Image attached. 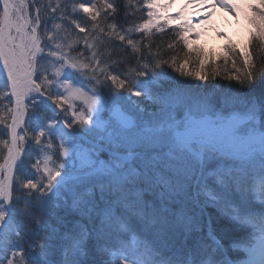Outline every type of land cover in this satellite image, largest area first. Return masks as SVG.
I'll list each match as a JSON object with an SVG mask.
<instances>
[{
  "label": "snow or ice",
  "instance_id": "6c2138e0",
  "mask_svg": "<svg viewBox=\"0 0 264 264\" xmlns=\"http://www.w3.org/2000/svg\"><path fill=\"white\" fill-rule=\"evenodd\" d=\"M140 2L138 8L133 0H0V264H52L58 240L60 264H264V88L256 95L257 83L264 86V56L259 76L257 65L246 56L249 70L243 78L236 77L239 87L228 85V91L177 83L161 93L167 61L152 52L151 33L153 27L163 30L157 9L168 5ZM137 11L146 14L141 23L131 19ZM257 12L258 31L253 35L264 42V11ZM178 38L187 46L186 37ZM245 89L243 97L237 95ZM134 97L161 105L162 121L133 131L138 125L122 106L143 112ZM77 100L83 101L82 107ZM169 107L173 111H167ZM177 107L183 109L179 118ZM105 113L118 115L119 132L108 131L111 115L105 120ZM98 130L107 132L103 144L97 142ZM26 138L44 154L42 172L41 160L31 165L39 177L26 167ZM83 143H91V148ZM164 147L169 158L177 152L189 154L201 176L215 163L205 183L196 177V184L208 204L251 230L247 242L232 246L241 249L243 259L228 256L211 221L210 244L195 238L189 245L188 237L199 230L190 219L181 248L167 257L142 237L157 223V215L155 206L140 196L138 185L149 182L162 160L157 150ZM50 152L57 159L68 157L72 167L79 160V168L88 171L73 175L64 164L49 167L54 162ZM100 152H107V161L93 159ZM221 158L233 163L225 167L218 163ZM87 178L99 181L104 203L97 213L100 227L94 237L84 227L61 235L52 219L53 207H60L54 198H61L62 192L72 196L73 210L89 218L99 207L84 199L90 188L83 193L76 185L69 188L70 181ZM208 178L216 188L207 186ZM92 240L104 259H89Z\"/></svg>",
  "mask_w": 264,
  "mask_h": 264
},
{
  "label": "trees",
  "instance_id": "16d2710c",
  "mask_svg": "<svg viewBox=\"0 0 264 264\" xmlns=\"http://www.w3.org/2000/svg\"><path fill=\"white\" fill-rule=\"evenodd\" d=\"M81 2V0H78ZM118 3H123V0H117ZM133 2L137 5V7H141L140 0H133ZM83 15V14H81ZM123 13L121 12V17ZM141 17L146 18V14L143 11H137L134 17H131L136 23H141ZM173 26L165 27L164 30L159 31L157 29L152 30L151 33V41L153 43L152 52H159V58L167 61L166 64L162 65V70H165V76L160 82V87L165 83V92L171 91L173 88L177 86V83H180L184 86H191L193 89L197 85H211L212 75L208 72V74L204 75L207 77L204 82H198L194 79H186L180 76V71H177L178 64L177 58L178 55L182 52V48L180 46L181 40H178L176 35L172 33ZM134 39H139L138 36L133 37ZM144 43H148L147 40ZM171 44L172 47L169 48L168 45ZM264 56V49L262 47L253 48V59L251 63H255L257 65V75L259 76V67H260V57ZM175 59V64H173V60ZM239 67L236 66H226L220 65V72L222 74H232L233 72L237 74L236 71ZM242 70V69H241ZM249 70H242L245 72ZM241 71V72H242ZM237 77H241V75H237ZM243 78V77H241ZM222 80V79H220ZM186 82V83H185ZM239 83L238 81H236ZM262 88L264 86L257 83L256 95H259ZM218 90H222L221 86H218ZM161 93H164L163 89L159 88ZM231 92L236 94V91L231 89ZM247 89L244 92H240L237 95L243 97ZM142 100L143 98L140 97ZM142 106L149 111L147 104L148 101L143 99ZM219 107V97H216L214 101ZM150 104L155 105L152 111H156L159 104H154L149 101ZM237 109L241 108V105L237 103L235 105ZM181 108L178 109V116L180 115ZM151 111V112H152ZM156 113V112H153ZM154 114H152L153 117ZM159 117L158 114L155 115ZM154 123V120H151ZM25 150L28 153V159L25 161L26 167L30 170V173H36L39 177L40 173L36 171L35 168H32L31 165L35 164L39 159L41 160L40 170H43V153L39 152L34 145H30L26 141L23 145ZM83 147L85 149L87 147H91L89 143H83ZM159 150V149H158ZM157 150V152H158ZM5 155L6 150H5ZM101 156L108 160V155L104 152H100ZM49 155H53V161L49 163V167L55 168L56 164H64L65 169L68 170L71 174L74 171L72 167V161L69 160L68 157H63L57 159V157L53 153H49ZM23 158V154H22ZM222 161H226L233 163L232 161L225 160L223 158L220 159ZM2 162V161H0ZM218 163H220L218 161ZM215 163L208 165L204 169V176H201V170L192 157L189 155L188 158L182 159L180 162L171 161L170 163H162L158 164L155 170L152 171L150 175V180L148 183H140L138 185V192L140 196L150 204L155 206L156 215H157V223L154 226L148 227L144 230L141 235L144 239L150 242L153 246L160 249L162 251L163 256H171L174 251L180 249L185 237L187 235L185 224L188 220L193 221V225L195 228L199 229L191 234L188 237L189 245L192 244L193 239L201 238L204 243L210 244L211 241L208 239L210 221H211V229L214 231L217 239L221 241L223 246L228 249V256L233 257L235 259H243L244 254L242 253L240 248H233V245H240L247 242L250 229L246 226H242L237 224L235 221H232L228 215L223 213L222 209H218L217 207H212L207 202V197L204 195L201 188L197 187L196 177L201 178V185L205 183L204 177L207 176V172L214 168ZM81 171H88L87 168L80 170L79 172H75L79 175ZM143 171V169H141ZM195 173L193 175L192 173ZM63 175L64 172L62 171ZM207 186L211 188H216L214 181L212 178H208L206 180ZM76 185V190L79 193H83L86 189L90 188L91 193L85 195L84 199L91 203H96L99 207L92 212L91 218L86 212H80L73 210L71 208L72 204V196L70 193L62 192L61 198H54V205L56 203L60 204L59 208L53 207V219L52 223L59 229V233L63 235L66 232L75 233L80 230L81 227L87 228L89 231L93 232V237L95 236V229L100 227V217L97 213L104 207V203L101 201V190L99 187V181L95 178H87L83 179L80 182L70 181L69 188ZM51 195V194H49ZM107 195V193H106ZM67 199V204L64 203V199ZM249 199H254L249 196ZM238 203V201H237ZM81 207H84L83 205ZM256 210H259L258 202L254 205ZM119 215V213H117ZM137 222L133 221L135 226ZM116 227L115 224L112 225L114 229ZM57 247L51 256L52 264H60L62 260V247L61 241H57ZM94 240L89 242L90 249V257L89 259H95L97 261L104 259L99 254L96 253L95 248L92 246Z\"/></svg>",
  "mask_w": 264,
  "mask_h": 264
},
{
  "label": "rangeland",
  "instance_id": "374dc122",
  "mask_svg": "<svg viewBox=\"0 0 264 264\" xmlns=\"http://www.w3.org/2000/svg\"><path fill=\"white\" fill-rule=\"evenodd\" d=\"M199 1L202 0H157L158 4L168 5L166 8L161 7L157 9L160 14L158 23L162 26V29L164 30L165 27L173 26L171 30H173L172 33L176 35L177 39L179 40L178 37L183 35L187 40V46H185L184 41L180 42L182 52L177 58L178 68L183 66V71L179 72L180 76L186 79H194L198 82H204L205 80H201L200 77H204V75L209 72L211 73L213 80L211 85H215L217 90L218 86H221L223 91L229 90L227 87L228 85H236L239 87V83L236 82L238 81L236 77L237 75H241V77L244 76V71L242 70L248 69V63H251L253 59V48L260 46L264 49V42L257 41L253 35L258 31L256 23H254V20L259 22L257 9L264 11V8L261 7V5H264V0H223V2H221V0H215L217 1L216 5L218 7L233 16L234 24L233 28L227 31L220 30L218 33L214 34L211 32L214 24L211 17L209 16L208 20L203 21L194 13L195 5ZM202 4H207V0L203 1ZM229 4H234L236 7L233 9L226 6ZM211 6H215V4H211L210 7ZM165 21L167 22L165 23ZM181 25L183 27H181ZM155 29L156 28L153 27V30ZM246 56L248 57V63L245 62ZM221 64L239 67V69L237 68L236 70L238 73L235 74L233 72L232 74L227 73L221 75ZM230 76L232 77L231 80H229ZM88 87L91 86L89 85ZM165 87L166 84L164 83L160 89H163V92H165ZM232 90L236 91L235 88ZM85 91H87V88H85ZM134 99L140 101V107L144 109L143 112L130 105L122 106L138 125L137 129H134L133 131H139L145 126H152L153 124L162 121L163 114L161 113V105L158 106L156 111H152L151 109H153L155 105L150 104L148 101L147 107L150 108V110L146 111L144 106H142V102H144L143 99L141 100L140 97H134ZM74 103L78 108L83 105V101L80 100L74 101ZM178 109H180V107L175 109L177 118H179L183 110L181 108L180 115L178 116ZM167 111H173V109L169 107ZM152 114H154L153 117ZM157 114L159 117L155 116ZM110 115V113H105L103 118L109 120ZM151 120H154L155 122L152 123ZM108 131H120L119 119L113 115H111L109 121ZM121 134L131 135L132 133ZM106 136V131L98 130L96 133L97 142L103 144V138ZM103 146L106 147L107 145ZM90 148L91 147H87L86 149ZM168 151L169 149L164 151L162 148V150L157 152L162 158L161 162L158 164L170 163L171 161L180 162L182 159L186 160L189 156L187 153L181 154L177 152L173 154L174 158H169L165 155ZM93 159L107 161L101 156V154H99L98 158L93 156ZM219 162L225 167L230 166V163H227L226 161L221 162V160H219ZM79 163V160H77L76 168L72 171L73 174H76L75 172L81 170L79 168ZM230 258L235 259L233 257Z\"/></svg>",
  "mask_w": 264,
  "mask_h": 264
},
{
  "label": "bare ground",
  "instance_id": "6f19581e",
  "mask_svg": "<svg viewBox=\"0 0 264 264\" xmlns=\"http://www.w3.org/2000/svg\"><path fill=\"white\" fill-rule=\"evenodd\" d=\"M202 1L196 3L194 8V13L199 16L198 18L204 20H208L209 16L211 17L213 24V29L211 30L212 34L218 33L221 31H227L233 28L234 19L230 13H227L222 8L216 5L217 1L215 0H207V4H202ZM211 4H215V6H211Z\"/></svg>",
  "mask_w": 264,
  "mask_h": 264
},
{
  "label": "water",
  "instance_id": "95a60500",
  "mask_svg": "<svg viewBox=\"0 0 264 264\" xmlns=\"http://www.w3.org/2000/svg\"><path fill=\"white\" fill-rule=\"evenodd\" d=\"M124 110V109H123ZM125 111V110H124ZM126 112V111H125ZM127 113V112H126ZM127 115H129L128 113H127ZM113 116H115V117H117L118 119H119V117H118V115H113ZM129 116H131V115H129ZM91 144V143H90ZM105 153H107V152H105Z\"/></svg>",
  "mask_w": 264,
  "mask_h": 264
}]
</instances>
